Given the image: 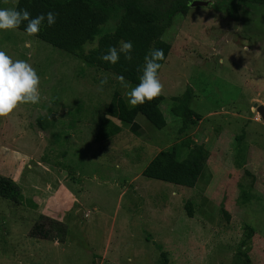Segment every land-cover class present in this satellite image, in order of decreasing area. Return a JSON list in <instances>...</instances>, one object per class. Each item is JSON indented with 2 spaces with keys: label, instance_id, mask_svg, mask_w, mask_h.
Listing matches in <instances>:
<instances>
[{
  "label": "rangeland",
  "instance_id": "obj_1",
  "mask_svg": "<svg viewBox=\"0 0 264 264\" xmlns=\"http://www.w3.org/2000/svg\"><path fill=\"white\" fill-rule=\"evenodd\" d=\"M170 1L137 0L148 8ZM118 16L109 14L83 53ZM161 38L170 45L158 70L164 124L144 141L173 145L178 159L202 145L208 157L192 187L137 174L157 150L140 153L142 142L115 118L100 120L115 75L23 31L0 30V50L32 65L41 93L38 104L0 117V175L21 194L0 197V264H264V123L252 107L264 106V6L188 4ZM187 87L199 118L180 130L169 107ZM39 214L66 225L63 241L29 237Z\"/></svg>",
  "mask_w": 264,
  "mask_h": 264
},
{
  "label": "trees",
  "instance_id": "obj_2",
  "mask_svg": "<svg viewBox=\"0 0 264 264\" xmlns=\"http://www.w3.org/2000/svg\"><path fill=\"white\" fill-rule=\"evenodd\" d=\"M191 0H172L165 6L143 7L137 0H17L13 8L27 9L32 17L49 11L58 13L56 23L41 26L37 38L52 47L64 50L86 63L96 61L102 69L112 73L118 79L124 76L125 80L136 85L142 75L144 58L151 49H163L164 59L169 50V43L161 38L163 31L170 25L173 15L177 12L185 13ZM264 6V0H239ZM112 11H118L119 16L111 31L102 34L93 48L82 51V46L90 42L100 25ZM26 23L17 30L25 31ZM121 41H131L133 44L132 59L125 60L123 54L115 64L103 61L100 57L108 52L110 46L119 48ZM159 61L160 64L163 63ZM119 89H118V88ZM111 93L110 99L103 109V114L113 117L119 123H130L134 116L140 114L156 129L164 124L159 110L163 96L145 102L143 105L128 108L121 93L123 88L118 86ZM191 90L187 87L178 96L171 98L169 110L172 115L180 119V130L188 123L199 118L188 103ZM108 122L104 118L100 119ZM208 151L202 145H192L186 155L178 159L175 147L160 149L146 163L141 175L185 187H192L205 167ZM0 197L13 202L19 201L21 194L18 185L8 176L0 175ZM188 216H191L190 202L185 203ZM219 211L228 217L222 206ZM39 222L32 224L28 230L29 237L50 239L51 233L56 235L57 241H63L66 225L47 216L38 215Z\"/></svg>",
  "mask_w": 264,
  "mask_h": 264
},
{
  "label": "clouds",
  "instance_id": "obj_3",
  "mask_svg": "<svg viewBox=\"0 0 264 264\" xmlns=\"http://www.w3.org/2000/svg\"><path fill=\"white\" fill-rule=\"evenodd\" d=\"M58 13L49 11L32 17L27 9L0 8V30H12L26 23L25 31L29 36L37 35L43 24L52 26L56 23ZM25 47H31L26 41ZM133 44L131 41H121L119 48L110 46L108 52L100 57L103 61L115 65L123 54L125 60L132 59ZM164 59L163 49H151L144 58L142 75L134 87L124 76L118 80L131 107L143 105L159 97L163 93V84L158 78L161 68L159 61ZM107 78L101 80V86ZM41 100L40 77L27 61L13 60L5 51L0 50V117L11 115L21 104H38ZM140 115V114H138Z\"/></svg>",
  "mask_w": 264,
  "mask_h": 264
},
{
  "label": "crops",
  "instance_id": "obj_4",
  "mask_svg": "<svg viewBox=\"0 0 264 264\" xmlns=\"http://www.w3.org/2000/svg\"><path fill=\"white\" fill-rule=\"evenodd\" d=\"M131 84V86L132 87H134L135 85L134 84H132V83H130ZM124 91H125V89H123V91H122V93H121V97H122V99H125L126 98V96L124 95ZM126 100V99H125ZM124 101V100H123ZM125 103V102H124ZM125 105L128 107V108H130L131 106L129 105V103H128V100L126 101V103H125ZM159 110H160V107H159ZM160 112H161V110H160ZM161 114H162V112H161ZM163 115V114H162ZM106 121H108V122H112V118L113 117H110V116H106V115H104V117H103ZM164 118V117H163ZM109 119V120H108ZM116 122H117V125H119L120 126V128H122L124 131H126L127 133H129V135H131V136H133V137H135L138 141H140V142H142V149H141V151H140V153H142V151H148V149H149V151H150V148L151 147H153V148H156V150L157 151H159L160 150V148L158 147L157 148V146L156 145H151V144H149L147 141H144V139L145 138H147L150 134H153V133H155V131L156 130H158V129H156L155 127H153V125L146 119V118H144L143 116H141V115H135L134 116V118H133V120L130 122V123H125V124H121V123H119L118 122V120L116 119ZM99 123H101V121L99 120ZM97 125H98V123H97ZM100 129V125L98 126V130ZM171 147V146H170ZM152 148V149H153ZM165 148H169V146H167V147H165ZM165 148H162V149H165ZM156 151V152H157ZM155 152V153H156ZM154 153V154H155ZM153 154V155H154ZM153 155H150V157L148 158V160H147V162L152 158V156ZM146 162V163H147ZM146 165V164H145ZM144 165V166H145ZM134 166V165H133ZM143 168V167H142ZM142 168H139L138 169V172H137V174H140V172H141V170H142ZM202 172V171H201ZM171 193H174V191H171Z\"/></svg>",
  "mask_w": 264,
  "mask_h": 264
},
{
  "label": "water",
  "instance_id": "obj_5",
  "mask_svg": "<svg viewBox=\"0 0 264 264\" xmlns=\"http://www.w3.org/2000/svg\"><path fill=\"white\" fill-rule=\"evenodd\" d=\"M208 0H191L189 2V6H196V5H207ZM254 110L260 116L262 122L264 123V106L262 104H256L255 102L252 104ZM79 213V212H78Z\"/></svg>",
  "mask_w": 264,
  "mask_h": 264
}]
</instances>
